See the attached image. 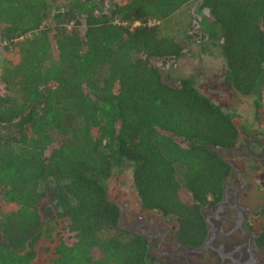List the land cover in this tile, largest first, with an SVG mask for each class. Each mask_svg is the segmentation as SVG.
<instances>
[{
    "label": "trees",
    "instance_id": "16d2710c",
    "mask_svg": "<svg viewBox=\"0 0 264 264\" xmlns=\"http://www.w3.org/2000/svg\"><path fill=\"white\" fill-rule=\"evenodd\" d=\"M194 41L219 49L259 118L264 0H0V264H40L43 248L47 264H160L120 226L108 187L119 168L142 209L182 244L203 243V210L222 200L242 134L194 76L170 82L156 64ZM13 49L17 62L2 54ZM251 229L264 246V204Z\"/></svg>",
    "mask_w": 264,
    "mask_h": 264
},
{
    "label": "flooded vegetation",
    "instance_id": "af4514ba",
    "mask_svg": "<svg viewBox=\"0 0 264 264\" xmlns=\"http://www.w3.org/2000/svg\"><path fill=\"white\" fill-rule=\"evenodd\" d=\"M249 146L234 151L245 160L241 170L233 163L234 174L224 182L222 200L203 210L207 235L202 244H182L171 222L156 212L122 203L121 228L144 237L149 258L160 264H264V246L256 244L251 229L257 211L252 206L253 178L264 172V143Z\"/></svg>",
    "mask_w": 264,
    "mask_h": 264
},
{
    "label": "rangeland",
    "instance_id": "374dc122",
    "mask_svg": "<svg viewBox=\"0 0 264 264\" xmlns=\"http://www.w3.org/2000/svg\"><path fill=\"white\" fill-rule=\"evenodd\" d=\"M69 0H52L55 6H63ZM124 1V0H114ZM191 6L187 7V12L191 11ZM162 24V23H161ZM194 22L193 29H196ZM163 26V24H162ZM84 29V27H82ZM203 45L200 42L194 41L189 50L185 54L175 60L160 61L157 60L156 64L161 66L165 79L170 82H175L179 77L194 76L199 89L210 96L217 104H219L225 111L230 112L241 128L242 143L239 145L240 150H246L247 146L253 145L257 147L258 143H264V110L256 117L253 99L248 96L238 94L228 83L225 78L226 65L225 60L220 54L219 49L210 47L213 51L204 52ZM55 53L57 49L54 45ZM3 56L11 59L14 62L19 60V53L13 50H3ZM6 93L5 85L0 80V95ZM250 147V146H249ZM259 147V146H258ZM51 150V148H50ZM50 150L47 154L50 153ZM253 151V150H252ZM259 153H262L260 148ZM228 159L239 167L244 162V158L239 155H228ZM254 175V174H253ZM255 183L252 192V206L258 210L264 204V172L255 174ZM252 180V179H251ZM109 195L112 199L117 200L120 204H126L135 209L140 207L138 195L134 187L132 179L131 168H119L114 172L113 177L108 182ZM1 197V193H0ZM61 221L62 235L68 243L74 241V235L65 229L63 226L65 222ZM123 222L120 221V225ZM95 255L99 256V252L95 251ZM52 256L51 251L44 248L39 251L36 261L40 264H47Z\"/></svg>",
    "mask_w": 264,
    "mask_h": 264
},
{
    "label": "built area",
    "instance_id": "2783aa9c",
    "mask_svg": "<svg viewBox=\"0 0 264 264\" xmlns=\"http://www.w3.org/2000/svg\"><path fill=\"white\" fill-rule=\"evenodd\" d=\"M151 23H152V24L160 23V21H158V20H152Z\"/></svg>",
    "mask_w": 264,
    "mask_h": 264
},
{
    "label": "water",
    "instance_id": "95a60500",
    "mask_svg": "<svg viewBox=\"0 0 264 264\" xmlns=\"http://www.w3.org/2000/svg\"><path fill=\"white\" fill-rule=\"evenodd\" d=\"M233 151H235V150H233ZM221 155H223V153H221ZM230 163H231V165L233 166V168H234V164L230 161Z\"/></svg>",
    "mask_w": 264,
    "mask_h": 264
}]
</instances>
